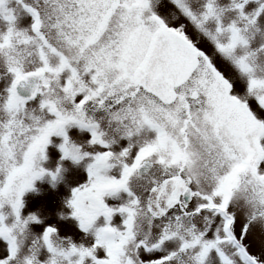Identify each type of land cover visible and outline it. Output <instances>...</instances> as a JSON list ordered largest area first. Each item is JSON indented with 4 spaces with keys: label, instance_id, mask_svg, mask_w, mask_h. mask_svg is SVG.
Instances as JSON below:
<instances>
[{
    "label": "snow or ice",
    "instance_id": "obj_1",
    "mask_svg": "<svg viewBox=\"0 0 264 264\" xmlns=\"http://www.w3.org/2000/svg\"><path fill=\"white\" fill-rule=\"evenodd\" d=\"M0 264H264V0H0Z\"/></svg>",
    "mask_w": 264,
    "mask_h": 264
}]
</instances>
